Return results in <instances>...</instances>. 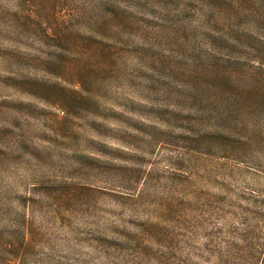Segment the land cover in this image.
Returning <instances> with one entry per match:
<instances>
[{"label": "rangeland", "instance_id": "rangeland-1", "mask_svg": "<svg viewBox=\"0 0 264 264\" xmlns=\"http://www.w3.org/2000/svg\"><path fill=\"white\" fill-rule=\"evenodd\" d=\"M263 65L264 0H0V264H264Z\"/></svg>", "mask_w": 264, "mask_h": 264}, {"label": "trees", "instance_id": "trees-1", "mask_svg": "<svg viewBox=\"0 0 264 264\" xmlns=\"http://www.w3.org/2000/svg\"><path fill=\"white\" fill-rule=\"evenodd\" d=\"M259 73L261 78L259 81L256 79L255 83L252 78L246 80L242 85L239 83L229 85L233 93L237 86L241 89L231 98L233 103H236L240 108H264V68L260 69Z\"/></svg>", "mask_w": 264, "mask_h": 264}]
</instances>
